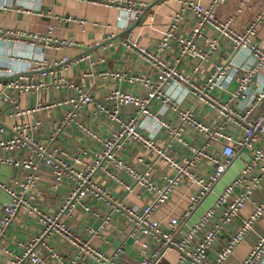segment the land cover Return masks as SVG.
<instances>
[{
  "label": "built area",
  "instance_id": "1",
  "mask_svg": "<svg viewBox=\"0 0 264 264\" xmlns=\"http://www.w3.org/2000/svg\"><path fill=\"white\" fill-rule=\"evenodd\" d=\"M75 1L116 9L123 37L114 43L104 26L107 37L86 45L55 37L50 25L44 34L0 28V264H159L172 250L174 264H225L264 216V196L255 200L264 180V5L240 0L222 19L216 10L228 0H182L147 46L131 25L148 5ZM67 20L82 32L88 24ZM114 46L141 62L139 72L106 68ZM65 49L81 53L48 59ZM181 187L182 211L156 219ZM248 203L253 211L232 226ZM16 222H28L26 237ZM128 246L135 263L123 260ZM263 257L264 232L239 264Z\"/></svg>",
  "mask_w": 264,
  "mask_h": 264
},
{
  "label": "crops",
  "instance_id": "2",
  "mask_svg": "<svg viewBox=\"0 0 264 264\" xmlns=\"http://www.w3.org/2000/svg\"><path fill=\"white\" fill-rule=\"evenodd\" d=\"M137 3H144L150 7L149 12L145 16V19L141 22L133 23L131 25L132 32L138 36L139 41L142 45L150 46L153 44L157 38L160 37V31L165 27L169 15L174 11L180 8V1L182 0H166V4L163 6H157L155 4L156 0H133ZM199 1L204 5H209L211 0H191ZM240 0H228L227 3L216 10L217 16L225 19L233 15L238 7ZM0 2H5L10 5V10L2 11L0 10V28L2 29H23L30 32L38 31L41 34L46 32V28L50 25L54 28L53 35L57 38H73L77 41H80L86 45L100 42L107 37L109 34L108 30L104 29V26H111L113 33L115 35L114 43L118 39L123 37L124 32L121 28L124 26L122 21L118 22L117 17L121 16L116 9H108L102 6L90 5L84 1H75V0H3ZM251 7L256 10L261 8L264 5V0H252ZM28 9L31 13L20 12L17 9ZM40 8L45 17L36 16L37 9ZM68 18L79 20L85 19L88 24L84 27L85 31L82 32L81 28L72 21L67 20ZM243 19H248V14L242 15ZM97 24L99 27H96ZM257 42L264 46V24L258 30ZM115 48L109 50L106 54L107 63L106 68L108 69H125L129 72L136 73L142 67L141 62L134 58L125 56L124 52L114 46ZM16 52H21L22 50H16ZM7 53L5 45L0 46V57L4 58ZM81 53L77 49H65L59 51L58 53L50 52L48 54V59L52 60L61 55H66L68 57H76ZM243 57H239V61ZM237 63V62H236ZM78 75V70H73L69 73V77L76 78ZM105 87V86H104ZM105 89L99 88L96 89L97 96L102 94V91ZM99 126L102 130L107 131L109 128L107 125H104L103 122L99 123ZM65 138H70L67 135ZM83 142L80 139L77 143L80 144ZM73 144L68 142V145ZM132 151H125L126 154H130ZM185 191L184 187H181L178 192L173 196L171 203L164 209V212L156 214V219H161L162 215L165 216V213L174 210L176 213L182 211L185 207V198L180 199L182 192ZM264 196V180L260 188H258L255 193V200H260ZM1 200H4V197L1 196ZM131 201L137 203L134 199ZM254 204L248 203L246 207L242 210L240 216L234 219V224H239L241 220L248 217V215L253 211ZM28 222L25 223H15L13 230L18 233L21 237H26L30 233L28 228ZM231 231V228L229 229ZM264 232V216L261 220L254 226V230L246 235L245 239L236 247L231 256L227 259L225 264H239L242 260L246 258L252 247L254 246L257 238L261 233ZM228 239V231L224 232L219 241L215 246V250H219L223 247L224 243ZM95 240V239H94ZM92 240V241H94ZM94 245L97 248L108 250L101 242H96ZM178 259V253L174 250L168 251L161 259L159 264H174ZM125 262L135 263L138 261V258L134 252V249L130 246L126 248V254L123 256ZM258 264H264V257Z\"/></svg>",
  "mask_w": 264,
  "mask_h": 264
},
{
  "label": "rangeland",
  "instance_id": "3",
  "mask_svg": "<svg viewBox=\"0 0 264 264\" xmlns=\"http://www.w3.org/2000/svg\"><path fill=\"white\" fill-rule=\"evenodd\" d=\"M96 242H98L97 240H94L92 243L94 244V243H96Z\"/></svg>",
  "mask_w": 264,
  "mask_h": 264
}]
</instances>
